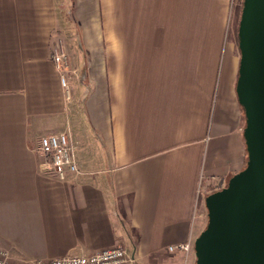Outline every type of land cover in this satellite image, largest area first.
I'll list each match as a JSON object with an SVG mask.
<instances>
[{"label":"crops","instance_id":"1","mask_svg":"<svg viewBox=\"0 0 264 264\" xmlns=\"http://www.w3.org/2000/svg\"><path fill=\"white\" fill-rule=\"evenodd\" d=\"M234 1L0 0V249L45 261L121 246L135 264H195L204 198L246 162ZM55 134L79 168L63 180L36 153Z\"/></svg>","mask_w":264,"mask_h":264},{"label":"water","instance_id":"2","mask_svg":"<svg viewBox=\"0 0 264 264\" xmlns=\"http://www.w3.org/2000/svg\"><path fill=\"white\" fill-rule=\"evenodd\" d=\"M237 48L246 162L204 198L207 223L193 244L195 264H264V0H242Z\"/></svg>","mask_w":264,"mask_h":264},{"label":"built area","instance_id":"3","mask_svg":"<svg viewBox=\"0 0 264 264\" xmlns=\"http://www.w3.org/2000/svg\"><path fill=\"white\" fill-rule=\"evenodd\" d=\"M50 61L58 73L65 99L69 101L71 99L70 59L67 47L62 41L57 42L52 47ZM36 153L41 158L40 166L42 169L51 172L61 180L67 176L79 174L75 160V147L66 134L41 137L37 143ZM189 248V244L178 245L169 247V251L178 250L186 253ZM0 264H135V259L127 248L121 246L91 254H73L45 261L14 260L8 251L0 249Z\"/></svg>","mask_w":264,"mask_h":264},{"label":"rangeland","instance_id":"4","mask_svg":"<svg viewBox=\"0 0 264 264\" xmlns=\"http://www.w3.org/2000/svg\"><path fill=\"white\" fill-rule=\"evenodd\" d=\"M241 4H242V0H235L234 1V5H233V10H232V17H231L232 21H231V27H230L229 30H230L231 37L233 38L234 42H235V36H234L235 34H234V32H235V28H236V23L238 21V17H237V14H236V9H239V7H241ZM235 45H236V48H237L236 42H235ZM237 51H238V48H237ZM237 54H239V52ZM71 73H72V71L69 72V75Z\"/></svg>","mask_w":264,"mask_h":264},{"label":"trees","instance_id":"5","mask_svg":"<svg viewBox=\"0 0 264 264\" xmlns=\"http://www.w3.org/2000/svg\"><path fill=\"white\" fill-rule=\"evenodd\" d=\"M240 12H241V7H239V9H236V14H237V17H238V21L236 23V28H235V32H234L236 44H237V28H238V22H239Z\"/></svg>","mask_w":264,"mask_h":264}]
</instances>
